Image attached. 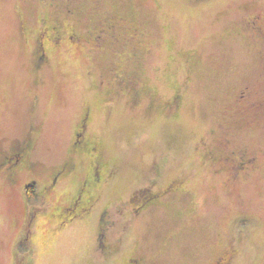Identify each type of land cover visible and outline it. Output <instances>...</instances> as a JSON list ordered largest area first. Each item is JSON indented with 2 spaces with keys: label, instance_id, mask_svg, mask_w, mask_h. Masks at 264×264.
I'll list each match as a JSON object with an SVG mask.
<instances>
[{
  "label": "rangeland",
  "instance_id": "rangeland-1",
  "mask_svg": "<svg viewBox=\"0 0 264 264\" xmlns=\"http://www.w3.org/2000/svg\"><path fill=\"white\" fill-rule=\"evenodd\" d=\"M119 16L138 37L97 52L91 33ZM254 16L264 31V0H0V264H15L28 228L31 264H264V106L250 112L236 101L248 83L250 99L264 100V43L246 28ZM54 22L80 30L86 47L63 39L36 83L29 50ZM94 64L106 92L89 91ZM112 73L134 89L114 94ZM86 100L84 133L115 171L106 191L89 186L97 199L77 217L67 206L90 171L74 145ZM223 130L256 156L257 168L236 180L219 168ZM26 136L29 159L12 170L7 154ZM32 182L35 205H46L28 220ZM169 182L180 189L147 208L123 202Z\"/></svg>",
  "mask_w": 264,
  "mask_h": 264
},
{
  "label": "flooded vegetation",
  "instance_id": "flooded-vegetation-1",
  "mask_svg": "<svg viewBox=\"0 0 264 264\" xmlns=\"http://www.w3.org/2000/svg\"><path fill=\"white\" fill-rule=\"evenodd\" d=\"M69 15L73 12L68 9L66 11ZM42 16L43 20L45 21L46 17ZM260 17V16H259ZM258 16H254L249 20V24H247L246 28H251V32L256 37L258 36L261 38L262 42L264 43V31L260 24H258L257 20ZM71 21L73 19L71 18ZM123 29V30H122ZM140 31L137 26L131 24L128 19L124 16H119L115 21L108 22L105 27H99V30L96 32H92L90 36V43L92 48L97 50V52H102L106 50V48H110L115 50L117 42L121 39H135L138 37ZM129 35V37H128ZM84 35L81 37L80 30L76 29L74 26H70L67 30H63L61 25L58 22H54L53 24L48 23L40 28V32H38V36L36 37L34 45L29 50L30 53V64L29 69L32 71H38L41 73V78H36L34 82L38 83L43 80V77L51 71L52 64L54 57H52V53L61 54V43L63 45V41L66 39L70 41V44L78 50H84L86 47L85 41L82 39ZM64 39V40H63ZM86 40H88L86 38ZM55 42V43H54ZM54 45H53V44ZM60 46V47H59ZM107 51V50H106ZM108 52V51H107ZM56 55V54H55ZM62 55V54H61ZM94 65L89 66V75L87 74L88 78L95 76V81H91V89L89 91L95 92H106L108 90V85H106L104 78H98L97 73L94 71ZM108 77H113L114 80L110 84L114 86V94L121 95L125 94L129 88L134 89V84L132 78H128L124 74L112 73ZM107 77V78H108ZM98 78V79H97ZM251 87V88H250ZM252 85L248 83L244 88L240 90V94L237 95L236 101H245L247 102L245 109L246 111L255 112L264 106V100L256 98L257 100L250 99L251 94H255ZM114 96V95H113ZM113 98V97H112ZM39 99L38 94H34L32 97L33 103H36ZM89 100V98H88ZM114 102V101H109ZM85 106L81 111V114L77 121V127L75 129V140L74 145L83 149V151L87 154V157L91 158V163L89 165L88 174L84 176L81 182L78 185V190L76 195L72 198L70 202L69 211H74L75 216H82L84 213L88 212L92 204L97 199V195L93 196L88 194L89 186H92L93 183H98L100 190L106 191L108 187L112 186L110 178L114 173L115 169L111 167L109 162L104 158V155L100 152L99 147L95 145L96 141L90 139L85 135V130L87 129L88 125L92 122L93 117V110L92 106L89 104V101L86 100ZM31 131L34 128L29 127ZM81 135V137H79ZM221 139L218 142V149L222 152H219L218 162H220V166L222 169L229 171L231 174V178L236 180L239 178L241 173L249 172L251 168L256 167V156L250 155L247 150L244 148H237L233 146L231 143V139L221 132ZM15 140V139H14ZM17 146L10 149L9 153L7 154V162L10 160L9 168L12 170H16L20 167L21 164L26 163L29 159L27 157L28 150L30 149L32 139L31 136H26L23 138H16L15 140ZM62 170H65V166ZM53 175V180L55 181L57 178ZM159 178L154 179L153 181L156 183ZM144 187V186H143ZM180 189L179 182H169L166 184L164 189L160 191L157 190L156 193H140L138 198L129 197L123 202L127 203V206L135 205V209H139L141 207L147 208L150 205H153L161 198V196L171 193L173 191H177ZM150 191L151 189L148 188L145 191ZM38 193V191H37ZM28 212V211H27ZM103 214V212H102ZM102 214L99 218H101ZM28 215V220H31L32 216ZM27 218V217H26ZM226 261H220L218 264H225Z\"/></svg>",
  "mask_w": 264,
  "mask_h": 264
},
{
  "label": "trees",
  "instance_id": "trees-1",
  "mask_svg": "<svg viewBox=\"0 0 264 264\" xmlns=\"http://www.w3.org/2000/svg\"><path fill=\"white\" fill-rule=\"evenodd\" d=\"M149 186L143 187L144 190L148 189ZM37 185L36 182H32L25 186V194L26 199L29 204L28 213L31 217L37 210L42 209L46 202H39V204L36 206V201H39L38 197L39 194L37 193ZM144 190H141L142 192ZM141 192V193H142ZM29 228L26 230V232L19 238V240L16 243L15 246V264H31L32 258H33V246L31 245V241L29 239Z\"/></svg>",
  "mask_w": 264,
  "mask_h": 264
}]
</instances>
